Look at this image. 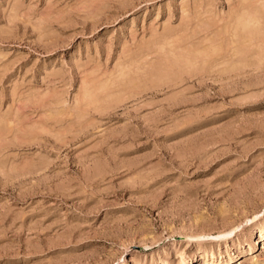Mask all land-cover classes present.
Listing matches in <instances>:
<instances>
[{
    "label": "rangeland",
    "instance_id": "obj_1",
    "mask_svg": "<svg viewBox=\"0 0 264 264\" xmlns=\"http://www.w3.org/2000/svg\"><path fill=\"white\" fill-rule=\"evenodd\" d=\"M263 222L264 0H0V264H264Z\"/></svg>",
    "mask_w": 264,
    "mask_h": 264
},
{
    "label": "bare ground",
    "instance_id": "obj_2",
    "mask_svg": "<svg viewBox=\"0 0 264 264\" xmlns=\"http://www.w3.org/2000/svg\"><path fill=\"white\" fill-rule=\"evenodd\" d=\"M251 14V13H250ZM258 15V14H257ZM256 28V27H255ZM244 43V42H243ZM257 216H255L254 217V219L256 218ZM263 224H264V222H263ZM203 237V236H202ZM259 237H260V239H261V249H264V225H263V227L259 230ZM201 238V237H200ZM232 262V261H231ZM213 263L214 264H216V263H219V260H216V261H214L213 260Z\"/></svg>",
    "mask_w": 264,
    "mask_h": 264
}]
</instances>
